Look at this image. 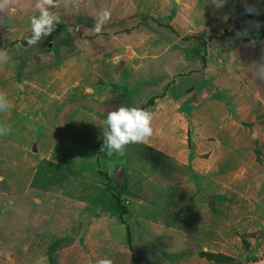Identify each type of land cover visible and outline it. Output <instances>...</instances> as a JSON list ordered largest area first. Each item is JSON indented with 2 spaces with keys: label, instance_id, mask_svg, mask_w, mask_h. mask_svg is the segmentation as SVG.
<instances>
[{
  "label": "rangeland",
  "instance_id": "rangeland-1",
  "mask_svg": "<svg viewBox=\"0 0 264 264\" xmlns=\"http://www.w3.org/2000/svg\"><path fill=\"white\" fill-rule=\"evenodd\" d=\"M34 2L0 25V264H248L264 240V0H59L63 23L29 46ZM122 106L152 112L154 135L109 157Z\"/></svg>",
  "mask_w": 264,
  "mask_h": 264
},
{
  "label": "clouds",
  "instance_id": "clouds-1",
  "mask_svg": "<svg viewBox=\"0 0 264 264\" xmlns=\"http://www.w3.org/2000/svg\"><path fill=\"white\" fill-rule=\"evenodd\" d=\"M18 0H0V25L8 24L16 14ZM225 0H212L216 7H221ZM59 0H35V12L30 17L32 35L28 38L29 46L36 45L43 38L50 36L57 25L63 23L58 9ZM35 13H38L35 14ZM258 14V10L249 5H245V14ZM111 11L103 9L99 13V18L95 19L92 31L100 33L103 27L111 19ZM10 56L6 49L0 48V65L9 63ZM257 72L264 74V64L257 67ZM11 102L4 91H0V113L10 110ZM153 113L137 108L122 106L118 110L107 114L106 125L103 129V147L101 151L107 149V156L114 154L124 156L127 146L130 144H146L154 135ZM10 128L0 126V136L6 135ZM97 264H113L111 259H101Z\"/></svg>",
  "mask_w": 264,
  "mask_h": 264
},
{
  "label": "built area",
  "instance_id": "built-area-1",
  "mask_svg": "<svg viewBox=\"0 0 264 264\" xmlns=\"http://www.w3.org/2000/svg\"><path fill=\"white\" fill-rule=\"evenodd\" d=\"M262 240L259 241L261 243ZM263 243L258 248V252H255V257L250 260L248 264H264V240Z\"/></svg>",
  "mask_w": 264,
  "mask_h": 264
},
{
  "label": "crops",
  "instance_id": "crops-1",
  "mask_svg": "<svg viewBox=\"0 0 264 264\" xmlns=\"http://www.w3.org/2000/svg\"><path fill=\"white\" fill-rule=\"evenodd\" d=\"M138 15L141 16L140 13H138ZM189 27H190V24L188 25V24L186 23V24H185V29H186V28L189 29ZM190 28H191V27H190ZM134 32H135V33H134V34H131L130 36H136V35H137V34H136V31H134ZM186 32H187V31H185V33H186ZM258 242H259V241H258Z\"/></svg>",
  "mask_w": 264,
  "mask_h": 264
},
{
  "label": "trees",
  "instance_id": "trees-1",
  "mask_svg": "<svg viewBox=\"0 0 264 264\" xmlns=\"http://www.w3.org/2000/svg\"><path fill=\"white\" fill-rule=\"evenodd\" d=\"M1 48V47H0ZM154 102L153 98H151L146 104L145 106H150L152 103Z\"/></svg>",
  "mask_w": 264,
  "mask_h": 264
}]
</instances>
